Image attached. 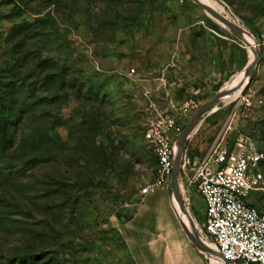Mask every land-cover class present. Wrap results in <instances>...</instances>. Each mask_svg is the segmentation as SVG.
I'll use <instances>...</instances> for the list:
<instances>
[{
  "label": "rangeland",
  "instance_id": "obj_1",
  "mask_svg": "<svg viewBox=\"0 0 264 264\" xmlns=\"http://www.w3.org/2000/svg\"><path fill=\"white\" fill-rule=\"evenodd\" d=\"M216 1L260 54L239 119L264 152V0ZM250 57L191 0H0V264H134L120 228L155 176L144 130L177 118L185 100L198 108ZM239 95L200 119L185 146L190 161ZM181 186L201 226L204 200ZM158 195L146 198V221Z\"/></svg>",
  "mask_w": 264,
  "mask_h": 264
},
{
  "label": "built area",
  "instance_id": "obj_2",
  "mask_svg": "<svg viewBox=\"0 0 264 264\" xmlns=\"http://www.w3.org/2000/svg\"><path fill=\"white\" fill-rule=\"evenodd\" d=\"M195 107L193 101H183L177 118H188ZM250 107V99L240 94L204 154L190 161L184 149L179 163L180 186L183 180L186 188L194 187L205 203L204 222L192 221L194 228L229 264H264V152L255 137L233 125L240 110ZM177 118L160 116L143 132L156 162L155 176L139 189L140 196L171 188L175 143L183 127ZM252 191L263 194L258 205L244 201Z\"/></svg>",
  "mask_w": 264,
  "mask_h": 264
},
{
  "label": "crops",
  "instance_id": "obj_3",
  "mask_svg": "<svg viewBox=\"0 0 264 264\" xmlns=\"http://www.w3.org/2000/svg\"><path fill=\"white\" fill-rule=\"evenodd\" d=\"M239 118V115L235 117L234 127L248 133L245 130L250 126V121L245 124ZM154 191H158L159 194L154 220L144 219V216L153 211L146 203L150 192L140 196L134 210L120 228V235L128 247L134 264H208V259L211 263L212 258L198 250L186 235L183 236L178 230V221L169 194L160 188ZM259 202L258 199L249 200L253 205H258Z\"/></svg>",
  "mask_w": 264,
  "mask_h": 264
},
{
  "label": "water",
  "instance_id": "obj_4",
  "mask_svg": "<svg viewBox=\"0 0 264 264\" xmlns=\"http://www.w3.org/2000/svg\"><path fill=\"white\" fill-rule=\"evenodd\" d=\"M191 1L196 6H199L202 10L210 13L215 18H217L225 26V28H227L243 44L251 45L246 40H244V38L242 37V34L240 33V31L238 30L236 25H234L233 22H231L230 20L225 18L222 14L218 13L217 11H215L214 9L209 7L208 5L202 3L198 0H191ZM252 48H253V57L250 61H248L246 63L245 67L243 68V76H242L240 83H238L236 86H232L229 88L218 89L210 99H208L207 101L202 103L198 108H196L192 112L188 121L186 122V124L183 125L179 135L177 136L176 143H175V153H174V157H173V161H172V168H171V176H170L171 188H170L169 197H170L171 203H172V197L173 196L175 197L178 209H180V210L185 209V204H184V201L182 199L181 192H180L181 186H180L179 179H178L179 163H180L181 155L185 149L186 142L189 139L192 131L198 125L200 119L204 115L210 113L211 108L214 106L216 101L219 100V98H221L223 95L230 93L236 89L241 88V90H242L243 87L248 83L249 78H250L253 70L255 69L258 61L260 60V54H259L258 48H257L255 43L252 44ZM172 209L175 213L176 219H177L178 224L180 225L182 231L184 232V234L186 235L188 240L198 250L209 255L211 258L213 257L214 259L221 260L223 262V264H229L224 258H222L217 253L216 250L211 248L207 242H205L204 240H202L198 236V234L194 228V225L192 223V220L189 217H188L190 219L189 226H187L184 223V221L178 216L173 203H172Z\"/></svg>",
  "mask_w": 264,
  "mask_h": 264
},
{
  "label": "bare ground",
  "instance_id": "obj_5",
  "mask_svg": "<svg viewBox=\"0 0 264 264\" xmlns=\"http://www.w3.org/2000/svg\"><path fill=\"white\" fill-rule=\"evenodd\" d=\"M198 1H200V2H202L204 4H206V5H208L209 7H211L212 9H214L215 11H217L218 13L222 14L225 18H227L228 20H230L231 22H233L234 25H236V27L238 28V30L242 34V37L244 38V40H246L248 43L251 44V45L245 44L247 46V48L250 50V52H251V57H250V60H251L252 57H253L252 44L254 42L252 41L253 40V36L250 34V32L247 29H245L244 27H241L240 25H238L230 16L226 15L225 14V11H224V8L216 0H198ZM207 14L210 15V16H212L213 18H215L210 13L207 12ZM215 19L221 25H223L217 18H215ZM223 27H225V26L223 25ZM250 60H248V61H250ZM242 76H243V70L239 74H237L235 77L231 78L228 82L224 83V85L221 88L224 89V88H229V87H232V86H236L238 83H240V81L242 79ZM240 91H241V88L236 89V90H234V91H232L230 93H227V94L223 95L221 98L224 99L225 102H230L235 97H237L239 95ZM180 192L182 193V187L180 188ZM172 202H173V205L175 207V210H176L178 216L184 221V223L187 226H189L190 219L192 221H194V219L190 215V213L187 210V208L185 207V209H183V210L178 209L177 202H176V199H175L174 196L172 197ZM210 264H223V262L221 260L214 259L212 257Z\"/></svg>",
  "mask_w": 264,
  "mask_h": 264
}]
</instances>
